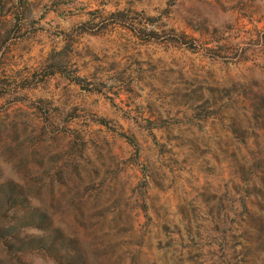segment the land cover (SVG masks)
I'll list each match as a JSON object with an SVG mask.
<instances>
[{
  "label": "rangeland",
  "instance_id": "rangeland-1",
  "mask_svg": "<svg viewBox=\"0 0 264 264\" xmlns=\"http://www.w3.org/2000/svg\"><path fill=\"white\" fill-rule=\"evenodd\" d=\"M0 264H264V0H0Z\"/></svg>",
  "mask_w": 264,
  "mask_h": 264
}]
</instances>
